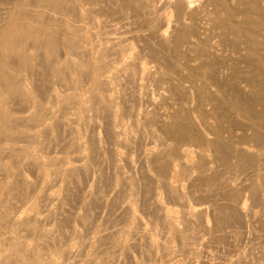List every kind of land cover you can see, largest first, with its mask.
Instances as JSON below:
<instances>
[{
  "label": "rangeland",
  "instance_id": "rangeland-1",
  "mask_svg": "<svg viewBox=\"0 0 264 264\" xmlns=\"http://www.w3.org/2000/svg\"><path fill=\"white\" fill-rule=\"evenodd\" d=\"M32 1L30 0V4H28L29 2H25V0H0V7H7V5L11 7L9 5L11 3V5H13V3H16L20 6L22 2H25L24 5L28 4L29 7L30 5L33 6L34 4V7L31 6V8L37 10L40 15L37 13V15H27L28 20L25 19L27 17H24L25 14L22 18L23 14L17 11L19 15L21 14L19 16L16 15L18 13H15L16 11H14L15 14L13 15V13H11L12 10L10 12L5 7L4 8L7 11L3 8H0V13L3 15V10L5 14L7 13V15L9 16L8 17L6 15V18L8 17V19H12L11 17L14 16L16 20V16H18L19 20L22 18L23 21L25 20L30 22L32 20L29 21V17H31V19L33 17H36L37 19L35 20L33 18V22H37V20L40 22L41 20L39 19H42L43 21V18L45 16L43 15L44 17H41L43 12L41 14L40 11H45V9L39 7L38 5H40V3L36 2V0L35 3L34 0ZM121 1L94 0L95 3H93L92 0H60V2L63 4L61 8L64 7V10L61 9L62 11L59 9L61 15H63L62 12L64 11L63 13L65 16L72 18V20L74 18V20L77 19L78 23L76 22L74 24L75 27L74 25L70 26L69 23H66V25L65 23H59V26L53 18L49 20L46 17L44 20L47 19L48 21L40 22L42 26L46 25V28L53 29V31L54 29L56 31L62 29L60 30L62 31V33H60L64 35L63 37L66 39L67 37L65 36H68V39H66V43L65 39H61L65 44H67V42L73 43L74 40H69L70 37L75 40L82 37L80 39V42L82 40L86 43L85 44L84 42H81L82 45H84V48H89L87 49L88 54L86 55V57L84 55L82 57H79L78 59L77 56L75 57V55L70 56L69 58V61L73 62L74 64L78 62L80 63L78 65H80L81 67L79 66L78 70H80V68H83L84 71H87L88 68L90 69L92 67L97 69L99 67L98 65H101V63H106L108 61V66H105V64L101 65L102 67H99V69H97L96 71L94 69V74L85 73L84 75L83 69V73L81 72V70L78 71L76 69L78 68L76 67L77 64H73L69 66L70 68H68L67 65L62 66V63L60 62H53V60H43V53L45 50V48H43L44 46L39 43H36L34 45L33 42L31 43V41L27 38H23L22 45H20L21 48L23 47L22 49H24L23 52L25 54H23L27 56L26 59L20 61L15 58L16 56H12L8 58L6 63L3 62V64H1L3 68H0V109L6 111L8 110L10 112L9 115L11 116L12 120L17 119V126L15 124V121H10L11 125L12 123L14 124V126L12 127L16 126L18 128V125H20L21 123L22 126H19L20 129L18 130H25V133H29L30 131L29 135L31 137L34 136L36 140H32V138L30 139V136L29 138L27 136L28 139L25 138L26 140L23 138V140H21L20 138V141L19 138L18 140L16 138L13 139L12 137H15L14 135H12V137L9 135L11 138H9L8 135H6L7 137L5 136L6 138L0 137V149L2 146V148H5L6 145L8 147L9 145H15V149L20 148L19 150L17 149L18 153L22 154V156L20 155L21 157L19 156L17 161L15 160L16 162H14V160L10 156L7 157L8 155L6 153H4V155L6 154V157H4L2 152L1 154L3 156L0 155L2 156L0 157L1 169H3L2 167H5L3 164H5L6 166L9 165L8 168L0 170V173H4V170L6 172L4 174L2 173L3 176L0 174V190L2 189L3 185L5 186L6 181L11 182H7L10 183L9 185L16 186L15 188H13L8 187L9 185H7L5 186L6 188L3 187L5 192L4 190L0 191V196H2V198L0 197V203L3 204L1 205L3 206L2 209H0V219H2V215L4 216L0 222V227L6 224V228L2 226V230L0 229V233L1 231H3L0 235V264H2L7 259H5L4 257H8V255H10L9 249L11 248V244L16 243L19 246L18 242L22 245H20L21 247H19L24 249L22 250L23 252L25 250L27 251L28 249V254L25 251L26 257H30L28 259L33 258V255L36 254L32 249H34L35 252H38V254L40 252H43V255L50 252L52 256L49 255L50 257L48 259H45L43 257L42 261L41 259L40 261L38 260L39 262L46 261L45 264H49L47 262L50 259V262L54 261L52 262L53 264H69L66 258L64 259L62 252L69 251L71 253V249H75L74 252H72L73 256H75L77 254L75 252L76 248L80 245H85L84 252L86 255H84L86 257L92 256L94 253L97 260H100L102 262L105 259L108 260H105L104 264L105 262H109L108 264H167V262L173 256L175 257L174 264H248L246 262L236 260L235 256L240 253L249 254V257L252 258V263L257 262V264H264V189L262 188L264 187V161H262L264 157V131H256V129L254 130L252 126H250L251 129H249L250 127L248 126V123L240 121L241 118L239 119V117L242 116V118L247 117L248 119H251V122H260L264 118V103L263 105H260L257 104L256 101H252V96H249V94H251L250 90H247L248 81L247 84H244L246 80L242 76H234V78L236 77L235 81L239 80L238 84L236 82L238 86L234 85L235 82L233 84L234 87H238L237 90H234L235 88L232 86L226 87V91H223L222 88H220L219 99L218 96L207 93L204 89L201 88L200 80L195 77L194 72L181 71L186 64L188 65L191 60V56L189 54L179 56L177 51L170 50V48L159 44L158 41L154 38L152 39L154 42L156 41L155 43L153 41L152 43L148 41L149 43L146 42V44L144 43V41L128 36V38H126L123 42H119L120 44H115L116 46L118 45V47L114 46L111 49L112 52L108 50L104 53L101 48L102 45H104L103 43H105L106 41L104 39L106 38V36L104 37L103 35L104 32L107 31L105 24L111 27L113 23H122V21L120 20V16L122 15V13L128 12L127 14L125 13L123 15H128V20L131 18V20L129 21L131 23H135V25H132L133 28L135 27L134 29L139 31L138 33H145L144 31L152 26L151 23L154 22V18L156 21L153 23V25L155 26H152V28L154 27L158 29L161 26L163 29L160 28V30L165 32L167 36H169L170 34L172 35L176 26L174 22L175 16L174 13H172L173 11L169 12L171 11L169 10L170 8H160L162 7V3L160 2H163V5L165 6L164 0H159L158 3L157 0H149L151 2L153 1L152 3L154 4L157 3L154 6L156 8H159H154L155 10L152 13H148V9L144 8L143 1L147 0H130L133 5L131 3H129L130 7L129 5H123V8L127 7L126 9H122V7L120 6L121 3H123V1ZM91 2L93 5L91 4ZM117 2L119 3V6H117ZM136 2L140 3V7L142 8L143 6L146 11H143V8L137 9H140L139 11L141 12L137 11L134 6L137 8V6L139 7V4ZM112 3L113 6H115L114 3H116L117 7H113L111 5ZM150 5L147 6L149 7ZM67 6L70 8H68ZM66 7L68 8V10ZM105 7L110 11L114 9L112 10L114 13L110 12L108 9L106 10ZM132 7L134 9H132ZM115 8H117V10ZM115 10L117 11V13L115 12ZM119 10L120 12H118ZM57 12L58 13L56 14L58 16L59 11L57 10ZM142 12H144V15L142 14ZM145 12H147L148 14ZM155 12H158V15ZM163 12L164 14H162ZM153 13H155L154 15L157 16H159V14L162 15L159 17H155ZM74 14L76 17L74 16ZM114 14L116 15V17L114 16ZM140 14L142 15L140 16ZM149 14L152 15L150 16ZM38 15L41 18H39ZM131 15H133L134 18L133 16L131 17ZM90 17L99 19H96V22L93 19L95 23L93 22L92 24L90 23V21L92 20V18ZM138 17H140L142 23L138 19ZM135 19H138V21H133ZM149 20L152 22H148ZM157 20H160V23L161 21H163V24H157L159 23ZM101 23H104V27H102L103 24ZM88 24L91 25L89 26ZM136 24H138V27ZM2 26L3 28L0 27L1 30H5V24ZM55 26L56 28L58 27V29H60H56ZM80 26L81 29L78 30ZM75 29L76 32H73L75 31ZM90 29L93 32H89L91 31ZM4 30L3 32L5 33L6 30ZM67 32L69 33L66 34ZM97 33H99L98 36H96ZM79 34L82 36H79ZM1 35L2 31H0V36ZM61 40L59 44L60 47L57 51L60 52V54H63L64 51L65 55L66 52L64 47L66 45L63 44ZM150 43L153 45H150ZM115 48L117 51L114 52ZM153 51H157L158 54H156L155 56V53H153ZM1 54L2 53H0V57H2L3 55ZM110 54L113 56H111ZM114 54L118 55L119 58ZM119 54L121 57L119 56ZM164 54L166 55V57L164 56ZM107 57L110 60H108ZM173 57L177 59H173ZM24 61L26 62L24 63ZM130 61H136L135 64L138 65L133 68V66H129ZM81 63L88 67L86 68L82 66ZM218 64L219 65L215 64V66L220 67L221 64ZM57 66V71L59 73L65 66L69 70L65 71V67L62 70V73L58 74L60 76L63 75L62 78L67 77L63 80V82H59L61 80L56 79L58 77V72L56 70L54 72V68L56 67L55 69H57ZM59 68H61L60 71ZM124 69L128 72H135V78L133 82L130 81L129 83H127V81L123 77L121 79L122 75L120 76V73ZM148 72L150 77L148 75ZM79 73L82 74V77ZM71 76L73 78L78 76V80L77 78H74L73 80ZM240 78L242 81H244L242 84L246 85V89L244 88L245 86L242 87V85H240V83L242 82ZM67 79L73 81H71L70 83V81L68 80V83ZM11 80L16 84L14 83L15 85H13ZM73 82L75 85H73ZM96 82L105 83L106 87H99L98 89V86H96ZM66 83L71 85L67 86ZM134 83L135 85H137L136 87ZM212 83L216 84L217 82L213 79ZM14 86L19 88L20 90H23L22 94L24 93V96L22 95V98L17 97L18 92L16 91L19 89L16 90V87ZM240 86L245 91L241 90ZM250 86L251 85H249L248 88H250ZM65 88H67L68 90ZM14 92L15 95L17 94L16 98L14 96ZM19 93H21V91ZM95 93H97L96 96H94ZM68 94H73L71 95V97H73L75 103H71L73 102L72 100L70 102L71 105L69 106H72L73 108L76 107L78 108V110L80 109L84 112L77 111L76 108L74 111L72 107L70 108V111L72 112L67 111L68 113H64L65 115L61 114L62 112H58V107L61 103L60 99L62 97L64 99L66 95L68 96ZM146 95L154 99V101L156 102L155 107H149L148 105H146V103L144 102L145 100L143 99L145 98L143 96ZM51 96H53V98H51ZM24 97L27 100L30 99L31 101H27L26 99H24ZM97 97H102L101 99L99 98L100 100H102V102L110 101L108 102L109 104L107 103L108 109L111 106L108 112L106 111L108 110L107 108L105 111L95 108L96 103L94 105L93 103L94 101L96 102V99H98ZM74 98H77L78 101H75L76 99ZM221 98L222 100L225 99L223 101L226 102V105H224L223 107L218 106L219 104H222V102H219ZM33 101H35V103H33ZM29 102L31 105L29 104ZM37 103H40L37 105L40 106L39 108L44 107V109L42 108L44 112H42L43 115L41 114L42 110H37L36 106H34ZM99 111L100 113H98ZM36 112H38V114ZM47 112L48 114H46ZM34 113H36L35 115H37L36 118L39 117L38 120L40 119L42 121L39 122L37 120V124L33 123L36 121H32L31 123L34 124L33 126H30V122L26 125L23 121L18 122L20 121L19 118L22 117V115H32ZM145 115H147L148 117L145 118ZM176 115H182L183 121L179 122L181 124L180 126H178V130L176 129L177 131L175 133H171L169 130V125L162 124L157 118L161 116L162 118H168L172 120V118ZM40 117H42L43 119ZM86 118L89 119L87 120ZM64 126H67V128L69 127V129H71V134L68 132L70 135L65 132L67 128H65L63 131L62 128ZM14 130L15 129H13V131ZM13 131L11 129L12 133L8 131V134H13L14 132H16ZM34 132L35 134L31 135V133ZM259 133L262 135L261 137L257 136ZM131 134L132 137H130ZM214 135H217L221 139L227 141L232 149H235L237 147H241L242 149L244 148L243 150L245 153L243 152L242 154H240L241 156H239V154L238 156L228 155L226 158H224L221 152L216 149L215 145L210 142L211 137ZM68 140H73L72 143H74L73 145L77 148H74L77 150L73 152L74 154L71 153L72 150L69 147L68 148L71 150V152H69L70 150H68L67 148L65 150V147H67V145L65 144H71ZM121 141H124V143H122ZM99 145L100 147H98ZM25 150L27 153H30L31 156H29V158L35 160H33L35 166H30V164H33V161L31 160V162L30 160L23 157V154L26 153ZM65 151L67 153H65ZM70 154L72 156L74 155V158ZM80 154L81 156L83 155V158H81V160L79 158ZM66 155H68V157ZM77 155L79 161H77L78 159H76ZM62 156H65V158H63ZM22 157L23 160L20 159ZM61 159H64V162H59L61 161ZM67 159L69 160V163L71 161L72 162L70 164L67 163ZM73 159H76V161L74 162ZM260 159L262 162L259 161ZM27 160L30 161V163H28ZM51 160L53 161L52 164ZM257 160L263 164L259 165V162ZM22 162L24 163L22 164ZM58 162L61 164H64L66 162V164L61 165L59 169L57 167V172H55V174L54 171L56 170L54 169L56 166H58L55 163ZM28 164L29 166H26ZM71 164H75V168H72L74 166ZM78 165L83 167H79V169L81 168L82 170L86 168V166L87 168L89 167V171L86 172L85 170H83V172L81 171V169L80 171H78ZM9 167H13V169L11 168L13 171ZM38 168H40V171L38 170ZM70 168L71 171L77 168V170L74 172V175L69 173L72 176L67 174V172L70 171ZM8 169H10L13 174L12 172L9 173L10 170ZM60 169H62L63 171H65L66 169L67 170L63 174L62 170L60 171ZM51 172H53L54 174ZM40 173L41 175L44 174L43 176L46 177H44V179L38 178V175L39 177H42ZM244 173H250L248 179H245V181H238V177H243ZM120 180H123V183ZM15 181L17 184H15ZM27 181L29 184L27 183ZM30 182H33L34 185ZM31 184L32 187L30 186ZM47 185L48 192H46L47 190L45 188V186L47 187ZM254 186L258 187L255 190L256 192L253 193L252 191H254ZM7 188L10 190V192L12 191L13 193H7ZM257 191H260L258 193H261L262 191L263 194L261 193L260 195L257 193ZM14 192L15 194H17L15 195ZM49 192H51V195L55 193L56 196L52 195L53 198L56 197V199L53 200L54 202L51 200L49 201V199V203L47 202V196L45 195ZM8 194H12L14 198L15 196H17V198L14 199L13 197H11V195ZM3 196H6V199L7 197H10V203L7 202V200H5ZM44 196L46 197V199H42V197ZM3 198L4 200L2 201L1 199ZM6 202L7 207H9L12 202V205H10L11 208H9V210L7 209V212H5L7 208L5 205ZM45 202L47 205L46 207L45 204H43ZM40 204L42 208L41 206L39 208ZM241 205V211L248 210L249 215L247 214L246 216H243L241 215L242 212L239 213L236 207ZM123 206H125V211L128 208V213L124 212V208L122 209ZM4 207H6L5 210L3 209ZM189 207L191 208L189 209ZM198 208H205V213H203L204 216H198L201 219L204 217L203 219L205 220L202 219L203 221H201L200 218L198 220L196 216L198 214H196V212L195 218L197 219L196 222L194 221L195 223L192 222L193 219L189 220L194 217V214L190 218L185 216L186 218L184 219V215H182L184 212H193ZM244 208L245 210H243ZM221 213L223 216H219V214L221 215ZM33 215H35V218H32ZM163 215L164 217H162ZM225 215L231 219V222L230 219H227L228 217H226ZM5 216L9 217L7 218L8 221L5 220ZM22 216L23 224L25 223V226L19 219L22 218ZM47 216L50 218L48 219ZM218 216L221 221L218 220ZM223 217L226 218L225 223L227 220L229 221L228 225L226 223L227 226H224L225 223ZM27 218L29 220H27ZM42 218L43 220H41ZM25 219L30 225L26 226V222H24ZM30 219H32L33 221L29 223ZM49 220L51 221V223H49ZM217 220L220 222V225H217V223L219 224ZM2 221L6 223L4 224ZM186 221L188 223H192L193 225H189ZM204 223H206L205 225H207L208 227L206 229L207 231H204L205 229H203ZM221 224L224 227H221ZM33 225L36 228V231L26 228ZM21 226L24 227L25 230L21 228ZM137 226L138 231L135 234L128 235L129 230L131 231V229L134 228L132 231H136ZM43 229L53 230L52 235H54L53 238L55 241H53V239H50L48 241V243L50 241H52L53 243H45L47 241H44V239H42L40 232L45 231ZM165 229H169V232L167 230L165 231ZM28 230L30 231V234ZM37 230L40 231H38V233L40 234H37ZM76 230L79 232V234L78 232H75ZM15 231H18L17 233L20 234L17 236V234H15ZM100 231L101 233H99ZM177 231H179L180 234L177 235ZM94 232H98V235H96V233L94 234ZM226 232L228 235H230L229 237L225 235ZM75 233L80 235V237L76 236L77 234ZM172 233H174V235ZM221 233L225 235L223 236V238L225 237L224 241L227 237V240L225 242L222 240L223 238L221 237ZM170 234H172V236ZM182 234L184 236L186 235V237L183 238L186 239L188 237L186 241L184 239L185 242L180 241V239L183 240V238L181 237ZM95 235L97 237L99 235L100 236L97 238ZM169 235L171 237L177 238L172 240ZM218 238H222L221 241H219ZM189 239L190 241H192L191 243ZM93 240L95 241L93 242ZM198 240L200 241L199 243L202 244L203 242V244L200 245L199 243H197ZM151 241H153L154 243ZM38 242H44L46 245H44V243L43 245H40ZM168 242L170 245L167 244ZM183 242L188 243L186 244V247L192 246V249L188 251V249L184 247L185 244ZM145 243H147V245ZM155 243L157 246H155ZM161 243L169 245V247L166 246V248L168 247L169 249H165V245L163 246ZM8 246L9 248H7ZM91 246L93 249L91 248ZM93 246L96 247L94 248ZM102 246L104 247L99 248ZM158 246L160 247L158 248ZM96 248L100 249V251L98 252ZM171 248H173L174 250H171ZM94 249L96 250V252ZM163 249H165L164 252ZM29 250H32L31 256L29 255ZM91 250L93 251L92 254ZM170 252L172 254L174 253L173 256ZM166 253H170L168 254L170 256L166 255ZM70 255L71 257H73L72 254ZM163 255L165 256L163 257ZM2 256L4 257L2 258ZM14 257L13 262V258H11V262H8L9 264H13L15 262V259H17L16 262H19L14 264H19L21 262L19 260L21 258H19V255L18 257ZM253 257L255 260L253 259ZM168 258L169 260L167 261ZM2 259L4 260L1 261ZM33 259L32 261L35 264V262H37V258H35L36 260ZM3 264H6V261Z\"/></svg>",
  "mask_w": 264,
  "mask_h": 264
},
{
  "label": "bare ground",
  "instance_id": "bare-ground-1",
  "mask_svg": "<svg viewBox=\"0 0 264 264\" xmlns=\"http://www.w3.org/2000/svg\"><path fill=\"white\" fill-rule=\"evenodd\" d=\"M23 1V0H22ZM32 1V0H31ZM61 1H63V0H61ZM110 1H112V0H110ZM119 1V0H118ZM121 1V0H120ZM123 1V3H121V7H122V9H126L127 7H124L123 8V5H126V6H128L129 5V3H131V1L130 0H122ZM121 1V2H122ZM128 1H130V2H128ZM132 1H134V0H132ZM135 1H139V0H135ZM141 1V0H140ZM147 1H149V0H147ZM147 1H143L144 2V8H147L148 10V13H152L155 9H157L154 5H156L157 3H158V1L159 0H157V3L156 4H154V3H152L151 1H149V2H147ZM20 2V1H19ZM25 2H29L28 4H30V0L29 1H27V0H25ZM25 2L23 3L22 2V4L19 6V5H17L16 3V5L13 3V5H11V4H9L11 7H9L8 5H7V7H5V6H3V7H0L1 9L3 8L4 10H6L5 8H7V10H9L10 12H11V10H12V12L11 13H13V15L15 14V13H21V14H23L22 15V18H23V16H24V14H25V16L24 17H26L27 15L29 16V15H31V14H35V15H37V14H39L38 13V11L37 10H35L34 8H31V6L32 5H30V7H29V5L27 4V5H24L25 4ZM33 2V1H32ZM36 2H39L40 3V5H38L39 7H42L43 9H45V11L44 10H39L40 12H41V14H42V12H43V14L41 15V17L44 15L47 19H49V20H51L52 18L55 20V22L59 25V23L61 24V23H65V25H66V23H69L70 24V26L71 25H74L76 22H77V19L76 20H72V18H70V17H68V16H65L64 15V11L62 12V14L63 15H61V13H60V10L61 9H63V8H61L62 7V3L60 2V0H36ZM92 2L93 3H95L94 2V0H92ZM92 2H91V4H92ZM114 2V1H113ZM116 2V1H115ZM151 2V3H150ZM164 2H165V6L163 5V2H160V3H162L161 5H162V7H160V4H159V7L162 9V8H170L169 10H171V11H169V12H172V13H174V16H175V25L177 26H175V28H174V32L172 33V35L170 34L169 36H171V37H169V36H167L166 35V33L165 32H163V31H161L160 30V28H162L161 26H160V28H152V26H155V25H153V23L156 21L155 20V18H154V22H152V21H148V22H152L151 23V27H149V29H146V31H144L145 33H138L139 31H137L136 29H134L133 28V25L132 24H134L135 25V23H131L129 20H131V18L128 20V15L126 16V15H123V14H125V13H122V15L120 16V20L122 21V23H120V24H117V23H119V22H117V20H116V22L117 23H113V25H112V23H111V27L110 26H107V24H105L106 25V28H107V31L106 32H104V37L106 36V38H104L105 40V43H103L104 45H102V48H101V50L105 53L106 51H111L112 52V48L114 47V46H116L115 44H117V43H119V42H123L126 38H128V36L129 37H133V38H135V39H139V40H141V41H144V43H146V42H148V41H150L151 43H152V41H153V39L152 38H154L155 40H157L158 41V43L159 44H161V45H163V46H165V47H168V48H170V50H174V51H177V53L179 54V56H183V55H185V54H189L190 56H191V60H190V62L188 63V65L186 64L185 65V67L181 70V71H192V72H194V75H195V77H197V79L198 80H200V83H201V88L202 89H204L207 93H209V94H211V95H214V96H218V99H219V95H220V88H222V90L223 91H226L227 89H226V87H230V86H232V87H234V85L235 86H238L237 84H238V81L239 80H237V81H235V79H236V77L234 78V76L236 75V76H242L246 81L244 82V81H242L241 80V78H240V80L242 81L241 83H240V85H242V87L243 86H245L244 88L246 89V85H243L242 83L244 82V84H247V81H248V87H249V85H251L250 86V88H248L247 87V90H250V93L251 94H249V96L252 98V101L254 102V101H256L257 102V104H260V105H263V103H264V0H164ZM34 3H35V0H34ZM39 3H37V4H39ZM66 3V2H65ZM106 3V2H105ZM136 3H138V2H136ZM146 3H147V5H150V4H153V5H150L149 7L146 5ZM149 3V4H148ZM19 4V3H18ZM37 4H35V5H37ZM98 4V3H97ZM107 4V3H106ZM106 4H104V5H106ZM115 4V6H116V3H114ZM119 3L117 2V6H119L118 5ZM132 4V3H131ZM139 4V7L137 6V8L134 6V8L137 10L138 8H140V9H142L143 8V6H142V8L140 7V3H138ZM142 4V3H141ZM4 5H6V4H4ZM23 5V6H22ZM42 5V6H41ZM93 5V4H92ZM112 6H113V3L111 4ZM133 5V4H132ZM135 5V4H134ZM137 5V4H136ZM147 7H146V6ZM28 6V7H27ZM44 6V7H43ZM69 6V5H68ZM67 6V7H68ZM73 6V5H72ZM110 6V5H109ZM115 6H113V7H115ZM116 6V7H117ZM5 7V8H4ZM10 9H9V8ZM32 7H34V4H33V6ZM35 7H37V6H35ZM66 7V8H67ZM94 7V6H93ZM102 7V6H101ZM104 7V6H103ZM111 7V6H110ZM109 7V8H110ZM129 7H130V5H129ZM42 8H38V9H42ZM68 8H70V7H68ZM68 8H67V10H68ZM112 8V7H111ZM133 7H132V9H134ZM143 8V9H144ZM155 8V9H154ZM60 9V10H59ZM72 9H73V7H72ZM101 9V8H100ZM105 9H106V7H105ZM108 9V8H107ZM106 9V10H107ZM116 10H117V8H115ZM139 9V10H140ZM159 9V8H158ZM6 10V11H7ZM57 10L59 11V14H58V16H57V14L56 13H58L57 12ZM64 10V9H63ZM109 10V9H108ZM112 10H114V9H112ZM110 11V12H113V11ZM115 10V12L117 13V11ZM128 10V9H127ZM139 10H137V11H139ZM166 10V9H165ZM165 10H163V11H165ZM9 11H8V13H9ZM14 11H16L15 13H14ZM18 11V12H17ZM62 11V10H61ZM122 11V10H121ZM135 11V10H134ZM143 11H146L145 9L143 10ZM149 11H151V12H149ZM156 11H159V10H156ZM1 12V11H0ZM118 12H120V10L118 11ZM139 12H141V11H139ZM2 13H3V15L1 14L0 15V27L1 28H3V26L2 25H4L5 24V26H6V31H5V33L3 32V30H1V28H0V31H2V35L0 36V45H1V50L0 51H2V52H0V53H2L1 55H2V57H0L1 59H0V65L1 64H3V62H5L6 63V61L8 60V58L9 57H15V58H17L18 60H20V61H23L24 59H26V57L27 56H25L24 54V49H22L21 48V46L20 45H22V39L23 38H27L28 40H30L31 41V43L33 42V44L35 45L36 43L38 44H42V46H44L43 48H45V50H44V53H43V60H47V61H50V60H53V62H60V63H62V66L63 65H67L68 66V68H70L69 66H71V65H73L74 63L73 62H70L69 61V58H70V56H74L75 55V57L77 56V59L79 58V57H82V56H84L85 55V57H86V55L88 54V50L87 49H89V48H84V45H82V43L81 42H84V41H82L81 40V42H80V39L82 38H80V39H72L71 37L69 38V40L71 39V40H74L73 41V43H68L67 42V44H65L66 43V39H68V36H65V37H67L66 39L63 37L64 35L63 34H61L62 33V31H60V30H62V29H58V27L56 28V26H55V28L56 29H58L59 31H56L55 29H54V31H53V29H50V28H46L45 26H42L41 25V21H42V19H39V20H41L40 22L37 20V22L36 21H34L33 22V18H34V20L35 19H37L36 17H33L32 19H31V17H29V21L30 20H32V21H30V22H28V21H23V19L21 18L20 20H19V18H18V16H16L17 17V19L19 20V22H18V20H17V22H16V20H15V18H14V16L13 17H11L13 20H15V21H13L12 19H8V15H7V13L5 14V12L2 10ZM19 13L18 14H16V15H19ZM37 13V14H36ZM114 13V12H113ZM128 13V12H127ZM126 13V14H127ZM134 13V12H133ZM145 13H147V12H145ZM147 13V14H148ZM156 13V12H155ZM155 13H153V15L155 14ZM161 13V12H160ZM167 13V12H166ZM4 14H5V16H4ZM20 14V15H21ZM76 14V13H75ZM75 14H74V16H75ZM110 14V13H109ZM129 14H132V13H129ZM136 14V13H135ZM135 14H134V16H135ZM142 14L144 15V12H142ZM142 14H140V16L142 15ZM147 14H145V15H147ZM157 15H158V12L156 13ZM162 14H164V12L162 13ZM162 14H159V16H161ZM6 15L8 16L7 18H6ZM19 15V16H20ZM34 15V16H35ZM40 15V14H39ZM38 15V16H39ZM137 15V14H136ZM139 15V14H138ZM150 15V14H149ZM152 15V14H151ZM150 15V16H151ZM157 15H154L155 17L157 16ZM28 16L25 18V19H27L28 20ZM37 16V17H38ZM43 16V17H44ZM114 16L116 17V15L114 14ZM133 15H131V17H132ZM134 16H133V18H134ZM153 16V17H154ZM159 16H157V17H159ZM40 16H39V18H41ZM45 17L43 18V21L42 22H44V21H48L47 19L46 20H44L45 19ZM76 17V16H75ZM93 17V16H92ZM92 17H90V18H92ZM96 17V16H95ZM119 17V16H118ZM145 17H147V16H145ZM78 18V17H77ZM102 18V17H101ZM100 18V19H101ZM132 18V19H133ZM136 18V17H135ZM144 18V17H143ZM163 18H165V17H163ZM79 19V18H78ZM95 20V22H96V19H99V18H92V20L90 21V23H92L93 24V22H94V20ZM103 19V18H102ZM105 19V18H104ZM112 19V18H111ZM113 19H114V17H113ZM138 19L140 20V17H138ZM138 19L136 20H133V21H138ZM147 19V18H146ZM152 19V18H151ZM156 19H158V18H156ZM160 19V18H159ZM162 19V18H161ZM83 20V19H82ZM109 20V19H108ZM119 20V21H120ZM143 20V19H142ZM163 20V19H162ZM79 21V20H78ZM84 21V20H83ZM88 21V20H87ZM141 21V20H140ZM159 23H157V24H163V21H161V23H160V20H157ZM81 22V21H80ZM89 22V21H88ZM94 22V23H95ZM104 22H105V20H104ZM110 22V21H109ZM46 23V22H45ZM54 23V22H53ZM78 23V22H77ZM141 23H142V21H141ZM145 23V22H144ZM2 24V25H1ZM101 24H103V26L102 27H104V23H101ZM109 24V23H108ZM114 24H117V25H114ZM149 24V23H148ZM165 24V23H164ZM169 24V23H168ZM63 25V24H62ZM61 25V26H62ZM80 25V24H79ZM89 26L91 25V24H88ZM110 25V24H109ZM137 25V27H138V24H136ZM141 25V24H140ZM60 26V25H59ZM78 26V25H77ZM84 26H86V25H84ZM83 26V27H84ZM96 26V25H95ZM132 26V27H131ZM144 26V25H143ZM73 27V26H72ZM74 27H75V25H74ZM108 27H110V28H108ZM136 27V28H137ZM139 27H141V26H139ZM159 27V26H158ZM93 28H94V25H93ZM98 28V27H97ZM96 28V29H97ZM105 28V29H106ZM165 28V27H164ZM79 29H81V26H80V28H78V30ZM86 29V28H85ZM101 29V28H100ZM140 29H142V28H140ZM163 29V28H162ZM166 29V28H165ZM63 30H64V28H63ZM84 30V29H83ZM88 30H89V28H88ZM91 30V29H90ZM139 30V29H138ZM141 31V30H140ZM61 32V33H60ZM73 32H76V29H75V31H73ZM89 32H93L92 30L91 31H89ZM167 32V31H166ZM69 32H67L66 34H68ZM96 33V32H95ZM72 34H74V33H72ZM90 34V33H89ZM88 34V35H89ZM94 34V33H93ZM98 34L99 33H97V35L96 36H98ZM70 35V34H69ZM101 35V34H100ZM79 36H82V35H80L79 34ZM92 36V35H91ZM95 36V35H94ZM95 36V37H96ZM62 37V38H61ZM74 37V36H73ZM89 37V36H88ZM76 38V37H75ZM63 39H65V43H63L62 42V40ZM102 39H103V37H102ZM152 39V40H151ZM60 40H61V42L63 43V44H65L66 46L64 47L65 48V55H64V51H63V54H60V52H58L57 50H58V48L60 47ZM68 40V41H69ZM70 42V41H69ZM72 42V41H71ZM81 43V45H80V43ZM154 42V41H153ZM156 42V41H155ZM154 42V43H155ZM62 43H61V45H62ZM85 43V42H84ZM101 43H102V41H101ZM149 43V42H148ZM150 43V45H153V44H151ZM86 44V43H85ZM120 44V43H119ZM147 44V43H146ZM149 45V44H148ZM155 45V44H154ZM38 46V45H37ZM40 46V45H39ZM229 46V47H228ZM88 47V46H87ZM98 47V46H97ZM101 47V46H100ZM116 47H118V45L116 46ZM159 47V46H158ZM162 47V46H161ZM160 47V48H161ZM226 47H228V48H226ZM167 48V49H168ZM92 49V48H91ZM100 49V48H99ZM156 50V49H155ZM166 50V49H165ZM91 51V50H90ZM98 51V50H97ZM115 51H117L116 50V48H115V50H114V52ZM158 51V50H157ZM157 51H153V53H155V56H156V54H158L157 53ZM168 51V50H167ZM118 52H120V51H118ZM163 52H164V49H163ZM24 53V54H23ZM102 54V53H101ZM108 54V53H107ZM112 54V53H111ZM110 54V55H111ZM160 54H161V51H160ZM114 55H116V54H114ZM121 55H122V53H121ZM30 56V55H29ZM111 56H113V55H111ZM117 57H118V55H116ZM119 56H120V54H119ZM129 56V55H128ZM163 56V55H162ZM164 56L166 57V55L164 54ZM89 57V56H88ZM115 57V56H114ZM113 57V58H114ZM121 57V56H120ZM159 57V56H158ZM7 58V59H6ZM108 58V57H107ZM110 58H112V57H110ZM119 58V57H118ZM126 58H127V56H126ZM163 58V57H162ZM81 59V58H80ZM103 59V58H102ZM167 59V58H166ZM173 59H177V58H175V57H173ZM104 60V59H103ZM107 60V59H106ZM108 60H110L109 58H108ZM131 60H132V58H131ZM46 61V62H47ZM81 61V60H80ZM117 61H119V60H117ZM211 61H213V62H211ZM26 61H24V63H25ZM101 62V61H100ZM102 62H104V61H102ZM106 62V61H105ZM121 62V61H120ZM124 62V61H123ZM136 62V61H135ZM135 62H131L130 61V64H129V66H133V68L135 67V66H137L136 64H135ZM215 62V63H214ZM5 63H4V65H5ZM8 63V62H7ZM75 63H76V61H75ZM83 63V62H82ZM81 63V65L82 66H84V67H88V66H86V65H83ZM107 63H108V61L106 62V63H101V65H104L105 64V66L107 65ZM113 63H114V61H113ZM129 63V62H128ZM218 63H220L221 65H220V67L219 66H215V64H217V65H219ZM77 64V66L76 67H78V68H76L77 70L79 69V66L80 65H78V64H80L79 62L78 63H76ZM76 64H74V65H76ZM3 65V66H4ZM7 65V64H6ZM101 65H98L100 68L102 67ZM62 66H61V68H62ZM108 66V65H107ZM5 67V66H4ZM66 67V66H65ZM64 67V68H65ZM81 67V66H80ZM99 67L97 68V69H99ZM125 67H126V64H125ZM124 67V68H125ZM128 67V66H127ZM0 68H3L2 67V65H1V67ZM56 68V67H55ZM54 68V72H55V70L57 71L58 70V66H57V69H55ZM61 68H59V71H60V69ZM63 68V69H64ZM85 68V69H86ZM121 68V67H120ZM129 68V67H128ZM62 69V70H63ZM67 69V67L65 68V71H69L68 69ZM83 69V68H82ZM82 69L80 68V70H81V72H82ZM89 69V68H88ZM88 69H87V71L85 70L84 71V69H83V74L85 75V73L86 74H94L93 72H95L97 69H95V68H90L89 69V71H88ZM94 69H95V71H94ZM123 69V68H122ZM121 69V70H122ZM62 70H61V72L60 73H62ZM80 70H78V71H80ZM134 70V69H133ZM179 70V69H178ZM117 71V70H116ZM58 72V71H57ZM59 72L57 73V75L58 74H60ZM119 73V72H118ZM135 73V72H134ZM134 73L133 72H128V71H126L125 69L120 73V76H121V79H122V77L127 81V83H129L130 81H134ZM1 74V73H0ZM77 74V73H76ZM80 74V76L82 77V74L81 73H79ZM147 74V73H146ZM151 74V73H150ZM56 75V74H55ZM54 75V76H55ZM56 75V76H57ZM62 75V74H61ZM83 75V76H84ZM148 75H149V72H148ZM1 76V75H0ZM63 76V75H62ZM62 76H60V75H58V77L56 78L57 80H61V81H59V82H63V80L65 79V78H67V77H63L62 78ZM65 76V75H64ZM93 76V75H92ZM154 76V75H153ZM259 76V77H258ZM70 77V76H69ZM72 77V76H71ZM78 76H76V77H74V78H77ZM147 77V76H146ZM149 77H150V75H149ZM1 78V77H0ZM55 78V77H54ZM74 78L72 77V79L74 80ZM242 78V79H243ZM70 79V78H69ZM69 79H67V81L69 80ZM102 79V78H101ZM106 79V78H105ZM114 79V78H113ZM119 79V78H118ZM146 79V78H145ZM148 79V78H147ZM215 80L217 83L216 84H213L212 83V80ZM238 79V78H237ZM56 80V81H57ZM73 80H71V81H73ZM77 80H78V78H77ZM109 80V79H108ZM107 80V81H108ZM124 80V81H125ZM70 81V80H69ZM69 81H68V83H69ZM71 81H70V83H71ZM76 81V80H75ZM74 81V82H75ZM104 81V80H103ZM110 81V80H109ZM123 81V80H122ZM11 82L13 83V81L11 80ZM10 82V83H11ZM65 82H66V80H65ZM74 82H73V85H75L74 84ZM77 82V81H76ZM105 82V81H104ZM234 82H235V84H234ZM236 82H237V84H236ZM15 83V82H14ZM13 83V85H15ZM68 83H66L67 84V86L68 85H71V84H68ZM97 83V82H96ZM106 83V82H105ZM105 83H97V85L96 86H98V89H99V87L100 88H102V87H106L105 86ZM126 83V82H125ZM110 84V83H109ZM137 84V83H136ZM234 84V85H233ZM62 85H63V83H62ZM94 85V86H95ZM107 85V84H106ZM134 85H135V83H134ZM17 86V85H16ZM16 86H14V87H16ZM137 85H135V87H136ZM215 87V88H213V87ZM18 87V86H17ZM16 87V90L17 89H19V88H17ZM69 88H70V86H69ZM235 88V89H234ZM233 89L234 90H237V88L238 87H234ZM240 88H241V86H240ZM239 88V89H240ZM65 89H67V88H65ZM108 89V88H107ZM106 89V90H107ZM233 89H231V90H233ZM15 90V89H14ZM68 90V89H67ZM241 90H243V88H241ZM21 91V93H19ZM22 91L23 90H17L16 92H18V95H17V97H20V98H22V95L24 96V93L22 94ZM243 91H245V90H243ZM69 92V91H68ZM71 92V91H70ZM248 92V91H247ZM74 93V92H73ZM12 94V93H11ZM26 94V93H25ZM67 94V93H66ZM93 94V93H92ZM96 94L97 93H95V95L94 96H96ZM99 94V93H98ZM247 94V93H246ZM13 95V94H12ZM11 95V96H12ZM16 95H15V92H14V96H15V98H16ZM71 95H73V94H68V96L66 95V97L63 99V97L60 99L61 101V103L59 104V107H58V112H62L61 114H64V113H66L67 111H70V108L72 107H70L69 105H71L70 104V102L73 100V97H71ZM93 96V97H94ZM248 96V97H249ZM25 97H26V95H25ZM24 97V99H26ZM55 97V96H54ZM92 97V98H93ZM139 97V96H138ZM138 97H137V99H138ZM143 97H145V98H143L145 101V103H146V105H148L149 107H155V105H156V102L154 101V99L152 98V97H150V96H148V95H146V96H143ZM249 97V98H250ZM51 98H53V96H51ZM98 98V97H97ZM100 98V97H99ZM96 99V102L94 101V103H93V105L96 103V105H95V108L96 109H100V110H106V108L108 109V102H110V101H108L107 99V101L108 102H102V100H100V99ZM140 98V97H139ZM17 99H19V98H17ZM23 99V100H24ZM56 99V98H55ZM63 99V100H62ZM74 99H76L75 101H78L77 100V98H74ZM142 99V98H141ZM140 99V100H141ZM19 100H21V99H19ZM27 100V99H26ZM30 100V99H29ZM29 100H27V101H29ZM105 100V101H106ZM221 100H222V98H221ZM221 100H219V102H222V104H219L218 106H221V107H223L224 105H226V102H224L223 100H225V99H223L222 101ZM251 100V99H250ZM31 101V100H30ZM59 101V100H58ZM104 101V100H103ZM54 102V101H53ZM80 102V101H79ZM143 102V101H142ZM27 103V102H26ZM33 103H35V101H33ZM33 103H32V105H33ZM58 103V102H57ZM71 103H74V100H73V102H71ZM77 103V102H76ZM108 103V104H107ZM144 103V104H145ZM160 103V102H159ZM4 104V103H3ZM29 104H30V102H29ZM38 104H40V103H37V104H35L34 106H36V108H37V110L38 109H40V110H42V108L44 109V107H42V108H39L40 106H37ZM42 104V103H41ZM75 104V103H74ZM28 105V104H27ZM31 105V104H30ZM159 105V104H158ZM4 106V105H3ZM42 106V105H41ZM75 106V105H74ZM220 107V108H221ZM4 108V107H3ZM50 108V107H49ZM55 108V107H54ZM73 108V107H72ZM75 108L76 107H74L73 109H74V111H75ZM82 108V107H81ZM110 108H111V106H110ZM110 108L108 109V110H106L107 112L110 110ZM114 108V107H113ZM46 109H47V107H46ZM51 109V108H50ZM76 110L77 111H83V110H78V108H76ZM98 110H95V111H98ZM47 111V110H46ZM45 111V112H46ZM76 111V112H77ZM92 111V110H91ZM9 111L7 110H1L0 109V137H5L6 135H8V137L9 138H11L12 137V135H14L15 137H12L13 139L14 138H16L17 140H18V138H19V141H20V138H21V140H23V139H25V138H27V136H28V138H29V134H30V131H29V133L28 132H24L25 130V128L23 129L24 131H19L18 129H20L19 128V126H22V124L20 123V125H18V128L16 127L17 126V119L16 120H12V118H11V116L9 115L10 114V112L8 113ZM28 112V111H27ZM43 110L41 111V114L43 115ZM70 112H72V111H70ZM84 112V111H83ZM103 112V111H102ZM30 113V112H29ZM28 113V114H29ZM37 114H38V112H36ZM36 113H34V114H32V115H34V116H32L31 114L30 115H28V114H24L25 116H23L22 115V117H20L19 118V120L20 121H18V122H21V121H23L24 122V124L26 125V124H28L29 122L31 123L32 121H36V122H33L34 124L36 123L37 124V120H38V118L39 117H37L36 118V116L37 115H35ZM39 113H40V111H39ZM49 113H50V111H49ZM68 113V112H67ZM66 113V114H67ZM98 113H100V111L98 112ZM112 113H113V111H112ZM13 114V113H12ZM11 114V115H12ZM40 114V115H41ZM46 114H48V112L46 113ZM97 114V113H96ZM109 114V113H108ZM41 115V116H42ZM65 115V114H64ZM81 115H82V113H81ZM95 115V114H94ZM39 116V115H38ZM63 116V115H62ZM68 116V115H67ZM43 117V116H42ZM42 117H40V118H42ZM88 117V116H87ZM96 117V116H95ZM145 118H147L148 116L147 115H145L144 116ZM16 118V117H15ZM158 118V120L162 123V124H167V125H169V130H170V132L171 133H175L178 129V126H180V124L181 123H179V122H182L183 121V117H182V115H176V116H174L173 118H172V120H170V119H165V118H162L161 116H159V117H157ZM171 118V117H170ZM241 118V119H240ZM43 119V118H42ZM87 119V118H86ZM89 119V118H88ZM87 119V120H88ZM239 119H240V121H243V122H247L248 123V126L250 127V126H252V128H254V130L256 129V131H260V130H262V131H264V118L260 121V122H258V121H256V122H251L250 120L251 119H248L247 117H243L242 118V116L241 117H239ZM12 120V122L13 121H15L16 123V126L15 127H12V126H14V124L12 123V125H11V121ZM39 122L40 121H42V120H38ZM90 121V120H89ZM22 122V123H23ZM95 122V121H94ZM91 123H93V122H91ZM34 124H32L31 123V125L30 126H33ZM244 124V123H243ZM92 125V124H91ZM245 125H247V124H245ZM247 126V127H248ZM26 127V126H25ZM16 128H17V130H16ZM62 128V127H61ZM65 128H67V126L65 127H63L62 129H63V131H64V129ZM71 128H73V127H71ZM11 129H12V131H13V129H15L14 131H16V132H14L13 134H11L12 132H11ZM177 129V130H176ZM249 129H251V127L249 128ZM67 130V131H66ZM65 130V132H71V129H69V127L67 128ZM119 130V129H118ZM11 132L10 134H8L9 132ZM27 131V130H26ZM74 131V130H73ZM121 132V131H120ZM128 132V131H127ZM126 132V133H127ZM27 133H28V135H27ZM68 133V135H70ZM258 133V132H257ZM261 133V132H260ZM258 134L257 136L258 137H261L262 135L261 134ZM32 134H35V132L34 133H31V135ZM75 134V133H74ZM114 134V133H113ZM128 134V133H127ZM126 134V135H127ZM11 137H10V136ZM73 135V134H72ZM119 135V134H118ZM125 135V136H126ZM130 135V134H129ZM116 136H117V134H116ZM115 136V137H116ZM134 136V135H133ZM7 137V136H6ZM5 137V138H6ZM36 137H37V135H36ZM130 137H132V134H131V136ZM23 138V139H22ZM27 138V139H28ZM32 138V140L34 139V140H36V138L33 136V137H31L30 136V139ZM8 139V138H7ZM12 139V140H13ZM127 139V138H126ZM132 139V138H131ZM26 140V139H25ZM123 140V139H122ZM125 140V139H124ZM28 141V140H27ZM69 141V140H68ZM73 141V140H72ZM72 141H69L71 144H65V145H67V147H65V150H66V148L68 149V150H70L69 148H71V150H72V152H71V150L69 151V152H71V153H73L77 148H76V146H74L73 144L74 143H72ZM127 141V140H126ZM126 141H125V143H126ZM128 141H130V140H128ZM67 142V141H66ZM68 142V143H69ZM98 142V141H97ZM122 142V141H121ZM210 142H212L214 145H215V147H216V149L219 151V152H221V154L223 155V157L224 158H226L228 155H230V156H232V155H237L238 156V154H239V156H241L240 154H242L243 152H244V148L242 149L241 147L240 148H235V149H232L231 147H230V145H229V143L227 142V141H225V140H223V139H221L219 136H217V135H214V136H212L211 137V139H210ZM122 143H124V141L122 142ZM130 143V142H129ZM99 144V143H98ZM121 144V143H120ZM8 145H9V143H8ZM44 145V144H43ZM64 145V146H65ZM129 145V144H128ZM15 146V145H14ZM13 145H9V147L6 145V147L5 148H2L1 147V149H0V155H2L1 154V152L3 153V155H4V153H6L8 156L7 157H11L13 160H14V162H16L17 161V159L19 158V156L21 155L22 156V154H20V153H18V150L20 149H15V147H14ZM79 146V145H78ZM18 147V146H17ZM21 147V146H20ZM69 147V148H68ZM98 147H100V145L98 146ZM74 148H76V149H74ZM64 149V148H63ZM74 149V150H73ZM23 150V149H22ZM68 150H67V152H68ZM246 150V149H245ZM77 151V150H76ZM25 152H26V150H25ZM24 152V153H25ZM66 151H65V153H67ZM247 152H249V151H247ZM245 153V152H244ZM5 154V155H6ZM74 154V153H73ZM77 154H78V152H77ZM247 154V153H246ZM2 155V156H3ZM4 155V157H6ZM59 155V154H58ZM63 155V154H62ZM71 155V154H70ZM69 155V156H70ZM148 155V154H147ZM245 155V154H244ZM2 156H0V157H2ZM20 156V157H21ZM29 156H31L30 155V153L28 152H26L25 154H23V157L25 158V159H28V160H32L31 158H29ZM67 157H68V155H66ZM72 156V155H71ZM70 156V157H71ZM74 156V155H73ZM72 156V157H73ZM81 156V154L79 155V158H80V160H81V158H83L82 156ZM23 157L22 158H20L21 160H23ZM63 157V156H62ZM66 157V158H67ZM78 157V155L76 156V159H78L77 158ZM59 158V157H58ZM60 158H61V156H60ZM59 158V159H60ZM63 158H65V156L63 157ZM74 158V157H73ZM55 159V158H54ZM53 159V160H54ZM69 159V158H68ZM67 159V163H69L68 160ZM72 159V158H71ZM76 159L74 160V162L76 161ZM262 159V158H261ZM261 159L259 160L260 162H262V161H264L263 159H264V157H263V159H262V161H261ZM16 160V161H15ZM27 160V161H28ZM34 160V159H33ZM32 160V161H33ZM66 160V159H65ZM27 161H24V162H27ZM30 161H28V163H30ZM31 161V162H32ZM35 161V160H34ZM34 161L32 162L33 164H30V166L31 165H33V166H35L34 165ZM52 161V160H51ZM57 161H59V160H57ZM64 162V159H61V161H59V162ZM77 161H79V159L77 160ZM258 161V160H257ZM258 161V162H259ZM13 162V163H14ZM24 162H22V164L24 163ZM55 162V161H54ZM58 162V163H59ZM66 162L64 163V164H66ZM72 162V161H71ZM70 162V163H71ZM257 162V163H258ZM259 162V165L260 164H263V163H260ZM6 163V162H5ZM53 163V161L51 162V164ZM55 163L56 165H58V166H56L55 167V169L54 170H56L57 169V167H58V169H59V167L61 166V165H64V164H61V163ZM69 163V164H70ZM81 163V162H80ZM7 164V163H6ZM37 164V163H36ZM50 164V165H51ZM79 164V163H78ZM5 167H2L3 169H5V168H8V166H6L5 164H3ZM25 165V164H24ZM54 165V164H53ZM71 165H73V164H71ZM75 165V164H74ZM73 165V166H74ZM2 166V165H1ZM26 166H29V164L28 165H26ZM84 166V165H83ZM37 167H38V165H37ZM62 167H64V166H62ZM76 167H77V165H76ZM79 167H81V168H83L82 166H79L78 165V171H80V169H79ZM85 167V166H84ZM10 168V167H9ZM12 169H13V167H11ZM10 168V169H11ZM52 168H54V167H52ZM72 168H75V166L74 167H72ZM86 168H87V166H86ZM86 168H84L83 170H85L86 172L87 171H89V167L86 169ZM3 169H1V167H0V170H3ZM10 169H8V170H10ZM11 169V170H12ZM40 168H38V170H39ZM51 169V168H50ZM64 169V168H63ZM212 169V168H211ZM7 170V169H6ZM10 170V172L9 173H11L12 171ZM62 169H60V171H61ZM67 170V169H66ZM66 170L65 171H63L62 170V173L64 174L65 172H66ZM77 170V168L76 169H74V170H72L71 171V168H70V171L69 172H67V174L68 175H70V174H73L74 175V172ZM82 169H81V171H83ZM40 171V170H39ZM52 171H53V169H52ZM59 171V172H60ZM77 171V172H78ZM212 171V170H211ZM55 172H57V170L56 171H54V173ZM58 172V173H59ZM84 172V171H83ZM245 172V171H244ZM3 173V172H2ZM2 173H0L2 176H3V174L4 173H6L5 172V170H4V173L2 174ZM41 173H42V171H41ZM41 173H40V175H41ZM51 173H53V172H51ZM53 173V174H54ZM70 173V174H69ZM211 173V172H210ZM12 174H13V172H12ZM56 174V173H55ZM66 174V175H67ZM249 174V175H248ZM44 174H42L41 176L42 177H39V175L37 176L38 178H43L44 179V177H46V176H43ZM209 175V174H208ZM244 175H245V177H244ZM70 176H72V175H70ZM247 176V177H246ZM248 176H250V173H244L243 174V177L242 176H240L241 178H239L238 177V181H245V179H248ZM1 177V176H0ZM5 177V176H4ZM4 177H2V178H4ZM69 177V176H68ZM37 178V179H38ZM264 178V177H263ZM18 179V178H17ZM27 179V178H26ZM211 179V178H210ZM237 179V178H236ZM7 180H9V179H7ZM5 181V180H4ZM30 181V180H29ZM32 181V180H31ZM121 182L123 181V180H120ZM125 181H127V180H125ZM209 181V180H208ZM212 181V180H211ZM264 181V180H263ZM7 182H10V181H6V184H5V186H7V185H9L10 183H7ZM17 182H18V180H17ZM0 183H1V180H0ZM3 183H5V182H3ZM27 183H28V181H27ZM30 183H32L33 184V182H30ZM36 183V182H35ZM123 183V182H122ZM14 184V183H13ZM15 184H17L16 183V181H15ZM14 184V185H15ZM29 184V183H28ZM32 184L30 185L31 187H32ZM49 184V183H48ZM209 184H214V183H209ZM34 185V184H33ZM50 185V184H49ZM1 186H2V184H1ZM4 185L2 186V191L4 190L3 189V187H5ZM18 186V185H17ZM256 186V185H255ZM253 187V190L254 191H252L253 193L254 192H256L255 190H256V188L258 187ZM8 187H13V188H15L16 186H11V185H9ZM30 187V188H31ZM34 187V186H33ZM6 188V187H5ZM12 188V189H13ZM18 188V187H17ZM28 188V187H27ZM45 188H46V192H48V185H47V187L45 186ZM261 188V187H260ZM259 188V189H260ZM263 189H264V187H262ZM8 189V188H7ZM19 189V188H18ZM17 189V190H18ZM49 189H51V188H49ZM0 190V191H1ZM261 190V189H260ZM7 191V190H6ZM13 191H15V190H13ZM45 191V190H44ZM50 191V190H49ZM263 191V190H262ZM262 191H261V193H262ZM4 192H5V190H4ZM45 192V193H46ZM258 192H260V191H257V193ZM3 193V192H2ZM7 193H13L12 191L10 192V190L8 189V192ZM7 193H5V194H7ZM261 193H258V194H260L261 195ZM4 194V193H3ZM14 194H15V192H14ZM13 194V195H14ZM17 194V193H16ZM15 194V195H16ZM263 194V193H262ZM8 195H11V197H13L14 198V196H12V194H8ZM45 195V194H44ZM53 196H56L55 195V193L54 194H52ZM52 195H51V192H49L48 194H46L45 196H47V199H46V197L44 198V197H42V199H46L47 200V202L49 203V201L51 200V201H53L54 199H56V197L55 198H53L52 197ZM42 196H43V194H42ZM58 196V195H57ZM1 198H2V196H0ZM4 197V196H3ZM6 197V196H5ZM4 197V198H5ZM98 197V196H97ZM4 198L3 199H1L2 201L4 200ZM15 198H17V196H15ZM14 198V199H15ZM100 198V197H99ZM48 199H49V201H48ZM98 199V198H97ZM5 200H7V202H9V200H10V197H7V199L5 198ZM45 200V201H46ZM58 200V199H57ZM12 201V200H11ZM5 202V201H4ZM7 202H6V207H7ZM13 202V201H12ZM12 202H11V204L10 205H12ZM54 202V201H53ZM52 202V203H53ZM82 202V201H81ZM83 202H84V200H83ZM10 203V202H9ZM9 203H8V205H9ZM14 203V202H13ZM51 203V202H50ZM43 204H45V207L47 206L46 205V202L45 203H43ZM42 204V205H43ZM1 205H3V204H1L0 203V209H2V207L3 206H1ZM4 205V206H5ZM9 205V207H4L3 209L5 210V208H6V211L5 212H7V209L9 210V208H11V206ZM52 205V204H51ZM40 206H41V204L39 205V208H40ZM49 206V205H48ZM44 207V206H43ZM125 206H123L122 207V209L124 208ZM240 207H242V205L241 206H237L236 208H237V210L239 211V213H241V215H243V216H246L247 214L249 215V213H248V210L247 211H241L242 210V208H240ZM41 208H42V206H41ZM127 208V207H126ZM191 207H189V209H190ZM193 208V207H192ZM203 208V207H202ZM202 208H198V209H195V211H193V212H190L189 210V212H184L182 215H184V219L186 218V217H191V216H193V214H194V217L193 218H191V219H189V220H192V222L193 223H195L196 222V219L198 218V220H199V218L200 217H198L199 215L202 217V216H204L203 215V213H205V208L204 209H202ZM60 209V208H59ZM129 209H131V208H129ZM40 210V209H39ZM45 210V209H44ZM187 210V209H186ZM243 210H245V208L243 209ZM38 211V210H37ZM36 211V212H37ZM43 211V210H42ZM46 211V210H45ZM129 212V210H128V208L126 209V211H125V208H124V212ZM164 211V210H163ZM167 211V210H166ZM185 211V210H184ZM5 212H3V213H5ZM127 212V213H128ZM195 212H196V214H198V215H196L197 216V218H195ZM2 213V214H3ZM164 213V212H163ZM163 213H161V214H163ZM7 214V213H6ZM5 214V215H6ZM24 214H26V213H24ZM47 214H48V212H47ZM51 214V213H50ZM160 214V215H161ZM165 214V213H164ZM172 214V213H171ZM171 214H170V216H171ZM12 215V214H11ZM10 215V216H11ZM18 215V214H17ZM166 215V214H165ZM9 216V215H8ZM35 215H33L32 216V218L34 217ZM45 216V215H44ZM167 216H168V214H167ZM169 216V217H170ZM186 216V217H185ZM219 216H223L222 215V213H221V215L219 214ZM219 216H218V218H219ZM226 216V215H225ZM253 216V215H252ZM3 215L1 216V218L3 219ZM21 217V216H20ZM38 217V216H37ZM48 217V216H47ZM52 217V216H51ZM162 217H164V215L162 216ZM226 217H228V216H226ZM255 217V216H254ZM5 220L6 221H8L7 220V218H9V217H7V216H5ZM25 218H26V216H25ZM29 218H30V216H29ZM35 218V217H34ZM50 217H48V219H49ZM80 218V217H79ZM165 218H167V217H165ZM164 218V219H165ZM204 218V217H203ZM202 218V219H203ZM224 218V217H223ZM223 218H222V220H223ZM260 218V217H259ZM2 219H0V222H1V220ZM20 220H21V222H22V224H23V216H22V218H19ZM38 219V218H37ZM47 219V218H46ZM47 219V220H48ZM195 219V220H194ZM201 218H200V220L201 221H203V220H205V219H203L202 220ZM227 219H230L229 217L227 218ZM255 219V218H254ZM27 220H29L28 218H27ZM27 220L25 219L24 220V222H26V226L27 225H30V224H28L27 223ZM41 220H43V218L41 219ZM166 220H169V219H166ZM172 220V219H171ZM219 221H221L220 220V218L218 219ZM217 220V221H218ZM225 220H226V218H224V223H225ZM257 220H258V217H257ZM4 221V220H3ZM2 221V222H3ZM31 221H33L32 219H30V221H29V223L31 222ZM46 221V220H45ZM50 221V220H49ZM195 221V222H194ZM218 221V222H219ZM228 221V220H227ZM226 221V223H227V225H228V223H229V221L227 222ZM20 222V223H21ZM165 222V221H164ZM187 222V221H186ZM230 222H231V219H230ZM4 223V222H3ZM2 223V224H3ZM6 223V222H5ZM4 223V224H5ZM33 223V222H32ZM36 223V222H35ZM40 223V222H39ZM43 223V222H42ZM49 223H51V221L49 222ZM188 223V222H187ZM221 223H223V222H221ZM226 223H225V225L224 226H227L226 225ZM19 224V223H18ZM21 224V225H22ZM45 224V223H44ZM139 224V223H138ZM175 224V223H174ZM189 225H193L192 223H188ZM206 223H204V227H203V229H205L204 231H207L206 229L208 228L207 227V225H205ZM24 226H25V223L23 224ZM36 225V224H35ZM217 225H220V222H219V224L217 223ZM3 226V225H2ZM1 226V227H2ZM43 226V225H42ZM224 226H222V224H221V227H224ZM1 227H0V229H1ZM3 227H5L6 228V224L3 226ZM2 227V228H3ZM167 227H169V226H167ZM174 227H175V225H174ZM220 227V226H219ZM4 228V229H5ZM21 228H23L24 229V227H22L21 226ZM26 228H29L30 230H34V231H36V228L34 227V225L33 226H31V227H26ZM37 228H38V226H37ZM46 228V227H45ZM3 229V230H4ZM42 229V228H41ZM134 229V228H133ZM133 229H131V231L133 230ZM179 229V228H178ZM178 229H176V230H178ZM219 229H221V228H219ZM225 229V228H224ZM2 230V229H1ZM6 230V229H5ZM21 230V229H20ZM19 230V231H20ZM25 230V229H24ZM40 230V229H39ZM39 230H37V234H40L41 235V237H42V239H44V241H47V242H45V243H48V241L50 240V239H53V241H55L54 240V238H53V236L54 235H52V231L53 230H51V229H47V230H45V229H43V230H45V231H39ZM147 230V229H146ZM163 230V229H162ZM167 229H165V231H166ZM169 230V229H168ZM167 230V231H168ZM209 230V229H208ZM260 230V229H259ZM7 231V230H6ZM29 231V230H28ZM33 231V232H34ZM38 231L40 232V233H38ZM130 230H129V234L128 235H131V234H135L137 231H138V226H137V230L135 231H132L131 232ZM144 231V230H143ZM170 231H172V230H170ZM180 231V230H179ZM179 231H177V235L178 234H180L179 233ZM218 231V230H217ZM257 231V230H256ZM3 231H1V233H2ZM16 232V231H15ZM14 232V233H15ZM18 232V231H17ZM15 233V234H17V236L20 234V233ZM27 232V231H26ZM32 232V233H33ZM75 232H78L77 230L75 231ZM131 232V233H130ZM145 232V231H144ZM169 232V231H168ZM173 232H174V230H173ZM1 233H0V235H1ZM6 233V232H5ZM4 233V234H5ZM28 233V232H27ZM36 233V232H35ZM96 232H94V234H95ZM98 233V232H97ZM96 233V235H98ZM99 233H101V231L99 232ZM139 233V232H138ZM142 233V232H141ZM171 233V232H170ZM182 233V232H181ZM29 234H30V231H29ZM75 234H77V233H75ZM78 234H79V232H78ZM76 235V236H79L80 237V235ZM166 234V233H165ZM173 235H174V233H172ZM172 234H170L171 236H172ZM219 234H220V232H219ZM223 234H224V232H223ZM222 233H221V237L223 238V236H225V235H227V237H229L230 235H228L227 234V232L225 233V235H223ZM34 235H36V234H34ZM95 235V236H96ZM101 235V234H100ZM99 235V236H100ZM149 235V234H148ZM147 235V236H148ZM169 235V236H170ZM191 235V234H190ZM70 236V235H69ZM72 236V235H71ZM98 236V237H99ZM145 236V235H144ZM170 236V237H171ZM175 236H176V234H175ZM180 236V235H179ZM97 237V236H96ZM95 237V238H96ZM97 237V238H98ZM181 237L183 238V237H186V235L184 236L183 234L181 235ZM180 237V238H181ZM216 237V236H215ZM227 237H226V240H227ZM73 238H74V236H73ZM77 238V237H76ZM168 238V237H167ZM175 238H177V237H175ZM174 237H171V239L173 240V239H175ZM179 238V237H178ZM190 238V237H189ZM222 238H218L219 239V241H221V239ZM225 238V237H224ZM224 238L222 239L223 241H224ZM39 239H41V238H39ZM184 239L185 238H183V240H181L180 239V241H184ZM186 239H188V237L186 238ZM186 239H185V241H186ZM146 240H147V238H146ZM149 240V239H148ZM152 240H154V239H152ZM200 240V239H199ZM198 240V242L197 243H199L200 241ZM225 240V241H226ZM95 240H93V242H94ZM150 241V240H149ZM148 241V242H149ZM163 241H165V240H163ZM167 241V240H166ZM184 241V242H185ZM189 241H190V239H189ZM217 241V240H216ZM224 241V242H225ZM18 242V241H17ZM39 242H41V241H39ZM38 242V243H39ZM51 243H53L52 241H50ZM48 243V244H51V243ZM89 242H91V241H89ZM147 242V243H148ZM151 242H153V241H151ZM162 242V241H161ZM183 242V243H184ZM188 242V241H187ZM192 241H190V243H191ZM218 242V241H217ZM224 242H222V243H224ZM44 243V242H43ZM43 243H39L40 245H43ZM44 243V245H46ZM55 243H57V242H55ZM147 243H145L146 245H147ZM150 243V242H149ZM154 243V242H153ZM182 243V244H183ZM221 243V244H222ZM18 244H19V246L21 245L19 242H18ZM38 244V245H39ZM90 244V243H89ZM162 244V243H161ZM167 244H169V242L167 243ZM165 245L164 243L162 244L163 246L165 245V249H167L168 247H169V245ZM185 244V248H187L188 249V251H190L191 249H192V246L191 247H186V244H188V243H184ZM200 245H202L203 244V242H202V244L201 243H199ZM205 244V243H204ZM208 244V243H207ZM220 244V245H221ZM87 245H88V243H87ZM149 245V244H148ZM151 245V244H150ZM160 245V244H159ZM190 245V244H189ZM206 245V244H205ZM209 245V244H208ZM223 245V244H222ZM10 246V245H9ZM9 246L7 247V248H9ZM16 243H14V244H11V248L9 249L10 250V255H8V257L6 256V257H4V256H2V258L4 257L6 260V264L8 263V262H11V258H13L14 256H17L18 257V255H19V260L21 261L19 264H34L33 263V261H32V259L34 258H37V262H35V264L37 263V264H41V263H43V262H39L40 261V259H41V261H42V259H43V257L45 258V259H48L50 256H52V254H50V252L49 253H46V254H48V255H43L41 252V254L39 253L38 254V252H35V250L34 249H32L33 251H34V253H36V254H34L33 255V258H31V259H28V258H30V257H26V253H27V251H28V249H27V251H26V253H25V251L23 252L22 250H24V249H22V248H20ZM77 246V245H76ZM155 246H157L156 245V243H155ZM154 246V247H155ZM166 246H168L167 248H166ZM173 246V245H172ZM188 246V245H187ZM84 247H85V245H80V246H77V248H76V255L75 256H73V253L72 252H74V250H72L71 249V253L69 252V251H64V252H62V255L64 256V259L66 258V260H67V262L69 263V264H104V261L106 260H103V258H102V260H103V262L102 261H100V260H97V258L95 257V255H94V253H93V251L91 250V254L93 253V255L92 256H85L86 254H85V249H84ZM94 248L96 247V246H93ZM104 246H102V247H99V248H103ZM150 247H152V246H150ZM153 247V248H154ZM160 246H158V248H159ZM171 247V246H170ZM91 248H92V246H91ZM90 248V249H91ZM98 248V247H97ZM96 248V249H97ZM162 248V247H161ZM174 248V247H173ZM173 248H171V250L173 249ZM21 249V250H20ZM26 249V248H25ZM68 249V248H67ZM89 249V250H90ZM93 249V248H92ZM165 249H163V252H164V250ZM169 249V248H168ZM8 250V249H7ZM32 250H29V255L31 256L32 255ZM95 250V249H94ZM98 250V252L100 251V249H97ZM174 250V249H173ZM87 251V250H86ZM102 251V250H101ZM169 251V250H168ZM167 251V252H168ZM23 252V253H22ZM30 252H31V254H30ZM48 252V251H47ZM95 252H96V250H95ZM166 252V251H165ZM171 253V252H170ZM170 253H168V254H170ZM6 254H7V252H6ZM16 254H18V255H16ZM28 254V253H27ZM70 254H72V256L73 257H71V255ZM85 254V255H84ZM96 254V253H95ZM165 254V253H164ZM167 253H166V255H168ZM172 254V253H171ZM174 254V253H173ZM173 254H172V256H173ZM237 254V253H236ZM3 255H5V254H3ZM50 255V256H49ZM1 256V255H0ZM13 256V257H12ZM35 256V257H34ZM54 256V255H53ZM66 256V257H65ZM165 255H163V257H164ZM168 256H170V255H168ZM171 256V257H172ZM251 256V255H250ZM170 257V258H171ZM14 258H16V257H14ZM14 258L12 259V262H13V260H14ZM54 258V257H53ZM235 258H236V260H238V261H243V262H246V263H248V264H257V262L255 263V262H253L252 263V261H251V259L252 258H250L249 257V254H245V253H240V254H237L236 256H235ZM0 259H1V257H0ZM33 259V260H34ZM44 259V260H45ZM249 259H250V261H249ZM253 259H254V257H253ZM4 259H2L1 261H3ZM7 260H9V261H7ZM16 260L17 259H15V262L14 263H17V262H19V261H17L16 262ZM29 260V261H28ZM30 260H31V262H30ZM36 260V259H35ZM39 260V261H38ZM65 260V261H66ZM169 260V258L167 259V261ZM255 260V259H254ZM253 260V261H254ZM5 261L3 262V263H5ZM51 261V259L47 262V263H49V264H53L52 262H54V261H52V262H50ZM106 261H108V260H106ZM46 262V261H45ZM45 262L43 263V264H45ZM174 262H175V257L173 256L168 262H167V264H174ZM2 263V262H1ZM2 263V264H3ZM13 263V264H14ZM109 263V262H108ZM108 263H106L105 262V264H108ZM259 263V262H258ZM9 264V263H8ZM11 264V263H10ZM57 264H59V263H57ZM111 264V263H110ZM166 264V263H165ZM191 264V263H190ZM193 264V263H192ZM229 264H232V263H229ZM260 264V263H259Z\"/></svg>",
  "mask_w": 264,
  "mask_h": 264
}]
</instances>
